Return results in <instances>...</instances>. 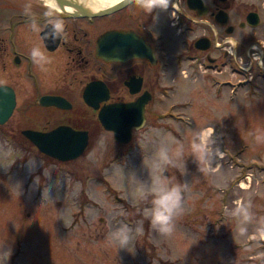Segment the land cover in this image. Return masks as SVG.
<instances>
[{"label":"rangeland","instance_id":"obj_1","mask_svg":"<svg viewBox=\"0 0 264 264\" xmlns=\"http://www.w3.org/2000/svg\"><path fill=\"white\" fill-rule=\"evenodd\" d=\"M252 10L260 26L235 25L234 35L264 40V0H235V24ZM252 70L234 73L217 99L209 79L171 72L169 93L155 96L125 146L94 122H69L89 131L85 152L69 162L20 135L67 123L63 114L28 108L37 96L27 81L1 78L19 100L0 126V264H264V72ZM203 133L201 155L193 145ZM158 181L181 188L170 233L151 223Z\"/></svg>","mask_w":264,"mask_h":264},{"label":"flooded vegetation","instance_id":"obj_2","mask_svg":"<svg viewBox=\"0 0 264 264\" xmlns=\"http://www.w3.org/2000/svg\"><path fill=\"white\" fill-rule=\"evenodd\" d=\"M22 1L2 2L0 79L13 75L25 79L31 94L37 96L35 102L27 103L28 108L63 114L59 122L67 123L60 125L86 131L88 140L86 126L69 122H94L101 127L100 109L143 99L146 122L155 96L169 93L171 72L175 75L188 70L189 79H209L216 99L226 94L228 79H233L234 73L256 74L254 66L262 69L259 76L264 72V40L248 41L234 35L235 25L241 30L258 28L260 16L255 10L248 11L235 24V0H170L166 9L156 7L151 12L135 0H120L111 13L92 17L56 10L47 0ZM250 13L256 14L257 24L247 22ZM26 31L34 33L27 35ZM111 31L116 35L115 59L97 57L98 40ZM34 49L39 52L36 57L32 56ZM90 85L91 99L98 109L84 99ZM0 87L14 97L12 113L3 126L18 105L19 93L10 83H0ZM105 94L106 99L98 101ZM51 96L60 98V103H41L43 97ZM24 130L46 132L36 127L20 130L27 142Z\"/></svg>","mask_w":264,"mask_h":264},{"label":"water","instance_id":"obj_3","mask_svg":"<svg viewBox=\"0 0 264 264\" xmlns=\"http://www.w3.org/2000/svg\"><path fill=\"white\" fill-rule=\"evenodd\" d=\"M59 7L69 6L72 12L69 14L80 16H98L111 13L116 5L109 6L105 11L99 13L97 10H91L74 3L75 0H52ZM76 2V1H75ZM247 22L251 25L257 24V16L250 13L247 16ZM115 32L111 31L103 35L97 42L96 55L103 59H115ZM92 85L88 86L84 92L85 101L98 109L92 101ZM5 96V97H4ZM95 96V94H94ZM105 97L98 101L105 100ZM41 103L59 104L58 97H43ZM146 100H140L128 105H110L99 110L98 118L101 127L111 132L113 139L120 145H127L131 142L133 131L140 130L145 125L144 106ZM14 107L13 93L8 89L0 87V125L10 117ZM22 134L37 149V151L55 161L69 162L79 158L86 150L88 145V134L86 131L74 130L65 125H59L50 131L36 132L24 130Z\"/></svg>","mask_w":264,"mask_h":264},{"label":"clouds","instance_id":"obj_4","mask_svg":"<svg viewBox=\"0 0 264 264\" xmlns=\"http://www.w3.org/2000/svg\"><path fill=\"white\" fill-rule=\"evenodd\" d=\"M136 4L143 8L146 12H151L156 7L167 8L170 0H135ZM59 25H57V29H59ZM39 55L37 50L32 51V56L36 57ZM212 130L209 129L210 133ZM206 134H202L201 143L194 144V151L204 154L205 145H206ZM161 159L164 163H168L169 159L166 153L161 155ZM152 193L154 194L153 207L150 210L151 212V223L154 227L158 226V229L162 233H170L172 228L170 226L171 220L173 217V213L178 208L181 197V188L179 185L174 186L172 188H166L163 184V181H158L156 186L152 188ZM138 231L142 232V229H138ZM117 238L121 240V243H126L128 240V235L126 230H121L117 234ZM8 257H10L11 253L8 252Z\"/></svg>","mask_w":264,"mask_h":264},{"label":"bare ground","instance_id":"obj_5","mask_svg":"<svg viewBox=\"0 0 264 264\" xmlns=\"http://www.w3.org/2000/svg\"><path fill=\"white\" fill-rule=\"evenodd\" d=\"M75 1L85 8L91 10H99L101 7L114 5L120 0H75ZM47 2L56 10H60L62 12H67V13L72 12V9L69 6L59 7L52 0H47Z\"/></svg>","mask_w":264,"mask_h":264}]
</instances>
